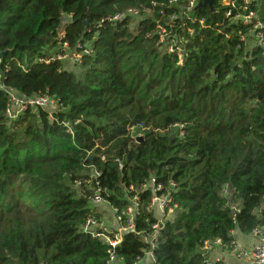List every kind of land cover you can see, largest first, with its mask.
Instances as JSON below:
<instances>
[{
	"label": "trees",
	"instance_id": "1",
	"mask_svg": "<svg viewBox=\"0 0 264 264\" xmlns=\"http://www.w3.org/2000/svg\"><path fill=\"white\" fill-rule=\"evenodd\" d=\"M200 3L0 0V84L62 105L9 119L0 90V264H106L81 232L96 210L75 182L93 172L118 211L140 198L115 264L148 249L151 178L174 208L160 264H206L205 242L231 251L233 232L264 227V0ZM64 44L75 70L50 57Z\"/></svg>",
	"mask_w": 264,
	"mask_h": 264
},
{
	"label": "built area",
	"instance_id": "2",
	"mask_svg": "<svg viewBox=\"0 0 264 264\" xmlns=\"http://www.w3.org/2000/svg\"><path fill=\"white\" fill-rule=\"evenodd\" d=\"M177 0H167L169 4L176 3ZM237 0H221V2L230 9L235 8ZM193 2V4H192ZM200 0H187V10L193 8ZM247 2V1H246ZM244 2L245 4H247ZM244 11H247L246 7ZM129 13L136 14L135 11ZM230 12H227L226 16H230ZM244 24H249L254 19V14L252 12H245L243 16H240ZM234 20H237L235 18ZM261 38V37H260ZM66 48V45H63ZM48 63V62H47ZM0 90L4 93L6 99L5 115L9 119H15L23 112L27 110L35 112L36 110H43L49 114V118L52 117L51 113L60 111L62 105L60 101L48 94L41 96H33L26 98L22 95H19L15 90L9 87H5L0 84ZM140 133L137 132L133 137L134 140L140 135L144 130L142 126L138 125ZM135 131L136 128H131ZM99 174L93 172L88 179L78 180L75 182V186H91L92 192L89 197V204L92 209H95L96 212L89 216L81 228V232L89 235L92 238L101 239L108 246V260L106 264H115L117 261L115 250L123 234L136 233L135 228V219L140 215L141 206L139 194H135L129 199V205L125 210L118 211L116 208L111 207L106 199L105 189H101L100 184L97 182V177ZM93 182V184H92ZM173 186V185H172ZM131 189V187H130ZM148 189L150 192V204L149 212L153 214V217L157 222L151 224V232L148 239H145V242L148 245V249L143 251L141 257L136 258V261L133 264H160L154 254V250L159 244L161 237V231L165 227V221L171 218L173 207H170V194L166 193L165 195L158 196L157 192L161 190V185H156L155 180L151 178L147 185L143 186V190ZM132 190V189H131ZM230 210L238 212L239 210L232 206ZM105 215L107 218H105ZM113 218L115 224L118 228H114L112 225H107V222L110 218ZM118 234H121V237L118 238ZM234 232L231 234L232 250L237 258L243 259L246 261V264H264V227L253 229L249 236L255 239V244L250 248H243L239 245L238 242L233 238ZM219 240H214L212 242H205L203 244V250H210L213 247L220 246ZM120 260V259H119ZM218 259L210 260L206 258L204 262L206 264H215Z\"/></svg>",
	"mask_w": 264,
	"mask_h": 264
},
{
	"label": "crops",
	"instance_id": "3",
	"mask_svg": "<svg viewBox=\"0 0 264 264\" xmlns=\"http://www.w3.org/2000/svg\"><path fill=\"white\" fill-rule=\"evenodd\" d=\"M233 238L239 245L243 248H250L255 244V239L251 236H243L239 233H234ZM207 257L210 260L218 259L215 264H246V261L243 259H239L236 255L231 251L223 250L220 246L213 247L209 251H207Z\"/></svg>",
	"mask_w": 264,
	"mask_h": 264
},
{
	"label": "rangeland",
	"instance_id": "4",
	"mask_svg": "<svg viewBox=\"0 0 264 264\" xmlns=\"http://www.w3.org/2000/svg\"><path fill=\"white\" fill-rule=\"evenodd\" d=\"M192 4H193V2H192ZM190 10L191 9H188L187 12H190ZM200 24H202V22ZM62 50H64V47H62L61 49L56 48V50L53 51V54L50 57L53 58L54 60L59 61L61 63V65L63 66V68H66L68 70H75V66L80 63V59H81L80 55H76V53H74L73 51H67V53L62 56L59 54V52H61ZM137 132L140 133L139 130ZM140 135H142V134H140ZM143 136L144 135L138 136V137H143ZM138 137H136V139H135L136 142L138 141V139H137ZM105 218H107L106 215H105ZM107 225L108 226L112 225L114 228H118L117 224H115V222L113 221V218L111 216L107 222ZM257 228H260V227H257ZM254 229H256V228H254ZM120 237H121V234H118V238H120Z\"/></svg>",
	"mask_w": 264,
	"mask_h": 264
},
{
	"label": "water",
	"instance_id": "5",
	"mask_svg": "<svg viewBox=\"0 0 264 264\" xmlns=\"http://www.w3.org/2000/svg\"><path fill=\"white\" fill-rule=\"evenodd\" d=\"M212 2L213 0H202L199 6H203V7L206 6L208 8H211ZM137 139H138L137 142H141L143 140V137H138Z\"/></svg>",
	"mask_w": 264,
	"mask_h": 264
},
{
	"label": "bare ground",
	"instance_id": "6",
	"mask_svg": "<svg viewBox=\"0 0 264 264\" xmlns=\"http://www.w3.org/2000/svg\"><path fill=\"white\" fill-rule=\"evenodd\" d=\"M202 1V0H201Z\"/></svg>",
	"mask_w": 264,
	"mask_h": 264
}]
</instances>
